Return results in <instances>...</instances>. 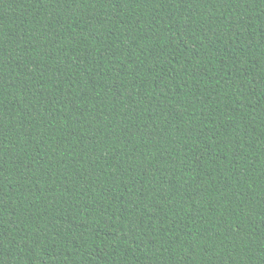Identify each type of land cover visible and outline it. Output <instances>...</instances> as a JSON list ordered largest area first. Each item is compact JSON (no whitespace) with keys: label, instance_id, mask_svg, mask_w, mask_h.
<instances>
[{"label":"trees","instance_id":"16d2710c","mask_svg":"<svg viewBox=\"0 0 264 264\" xmlns=\"http://www.w3.org/2000/svg\"><path fill=\"white\" fill-rule=\"evenodd\" d=\"M0 264H264V0H0Z\"/></svg>","mask_w":264,"mask_h":264}]
</instances>
